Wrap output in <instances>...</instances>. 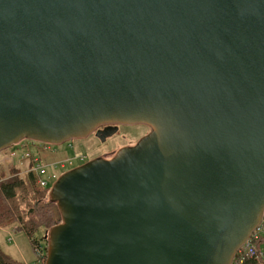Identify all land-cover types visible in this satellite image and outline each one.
<instances>
[{
    "label": "water",
    "instance_id": "water-1",
    "mask_svg": "<svg viewBox=\"0 0 264 264\" xmlns=\"http://www.w3.org/2000/svg\"><path fill=\"white\" fill-rule=\"evenodd\" d=\"M132 125L52 186L45 264H233L264 219V0H0V153Z\"/></svg>",
    "mask_w": 264,
    "mask_h": 264
},
{
    "label": "rangeland",
    "instance_id": "rangeland-1",
    "mask_svg": "<svg viewBox=\"0 0 264 264\" xmlns=\"http://www.w3.org/2000/svg\"><path fill=\"white\" fill-rule=\"evenodd\" d=\"M148 133V127L132 125L122 127L118 134L105 143L94 137L72 140L60 146L45 145V147L39 143L23 141L21 144L0 153V171H7L12 166H16L19 170H25L21 172L22 176L27 175L32 168L30 159L21 161L8 158L9 161H4V158H7L14 151L18 154L31 153L33 158L40 161L43 166L44 173L41 176L48 182L49 193L47 201L49 202L52 186L60 176L96 158L113 159L119 150L135 145ZM68 160H72L73 164H66L65 168H61L60 164ZM27 168L28 170L26 171ZM34 188L37 192H43V189L39 188L37 184ZM48 233L49 230L46 233L42 230L39 232V236H44L45 238ZM45 243L47 247V242L45 241ZM0 249L14 260L29 264H34L36 261L35 251L22 231H13V229L7 227H0ZM261 253L263 254L262 261L264 262V246Z\"/></svg>",
    "mask_w": 264,
    "mask_h": 264
},
{
    "label": "trees",
    "instance_id": "trees-1",
    "mask_svg": "<svg viewBox=\"0 0 264 264\" xmlns=\"http://www.w3.org/2000/svg\"><path fill=\"white\" fill-rule=\"evenodd\" d=\"M36 178L30 172L22 176L21 171L12 166L7 171H0V227H7L13 231H22L28 238L34 251L37 246L46 250L44 236L39 232L50 230L61 223V216L56 204L47 201L49 189L40 192L35 190ZM262 251L264 240L255 242ZM239 254L235 258L238 260ZM237 264H263L255 258L244 257ZM0 264H26L14 260L0 249ZM235 264V263H234Z\"/></svg>",
    "mask_w": 264,
    "mask_h": 264
},
{
    "label": "built area",
    "instance_id": "built-area-1",
    "mask_svg": "<svg viewBox=\"0 0 264 264\" xmlns=\"http://www.w3.org/2000/svg\"><path fill=\"white\" fill-rule=\"evenodd\" d=\"M42 145V144H41ZM45 147V145H42ZM47 148V147H46ZM14 160H27L30 159L31 161V172L34 173L36 178V184L41 189H48V182L42 178L41 174L44 173L43 166L41 165L40 161L33 158L31 153L26 154H18L16 151L11 152L10 155L7 158H4V161H9V159ZM66 164L72 165V160L64 161L60 164L61 168H65ZM264 240V219L261 223V225L252 233L250 239L246 242V244L238 251L237 255L239 254L238 260L235 262V259L233 261V264H237L241 260L245 259L244 257H250L255 258L256 260L261 261L263 254L261 251H259L255 245V242ZM46 250L43 248V246H37L35 248V255H36V261L34 264H45L46 263ZM236 255V256H237ZM262 262V261H261ZM264 264V263H263Z\"/></svg>",
    "mask_w": 264,
    "mask_h": 264
},
{
    "label": "flooded vegetation",
    "instance_id": "flooded-vegetation-1",
    "mask_svg": "<svg viewBox=\"0 0 264 264\" xmlns=\"http://www.w3.org/2000/svg\"><path fill=\"white\" fill-rule=\"evenodd\" d=\"M122 127H125V126H119V127H118V132H117L116 134H118V133L121 131ZM106 128H107L106 126H103V127L99 128L98 130H99V131H104ZM98 130H97V131H98ZM149 131H150V130H149ZM116 134H115V135H116ZM115 135H114V136H115ZM114 136H112V137H114ZM91 137H94V138L100 140L99 138L96 137V132H94L93 134H91L88 138H91ZM112 137H110V138H112ZM110 138H107V139L105 140V142H107ZM105 142H104V143H105Z\"/></svg>",
    "mask_w": 264,
    "mask_h": 264
},
{
    "label": "crops",
    "instance_id": "crops-1",
    "mask_svg": "<svg viewBox=\"0 0 264 264\" xmlns=\"http://www.w3.org/2000/svg\"><path fill=\"white\" fill-rule=\"evenodd\" d=\"M29 167V166H28ZM28 170V168L26 169V171ZM20 171L21 172H24L25 170H22V169H20ZM264 263V262H263ZM26 264H29V263H26Z\"/></svg>",
    "mask_w": 264,
    "mask_h": 264
}]
</instances>
